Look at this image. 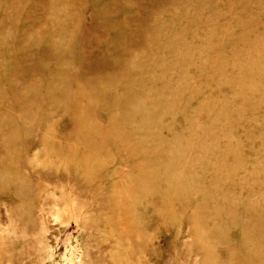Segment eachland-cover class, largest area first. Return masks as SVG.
Listing matches in <instances>:
<instances>
[{
	"label": "rangeland",
	"instance_id": "obj_1",
	"mask_svg": "<svg viewBox=\"0 0 264 264\" xmlns=\"http://www.w3.org/2000/svg\"><path fill=\"white\" fill-rule=\"evenodd\" d=\"M0 264H264V0H0Z\"/></svg>",
	"mask_w": 264,
	"mask_h": 264
}]
</instances>
